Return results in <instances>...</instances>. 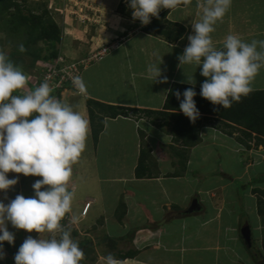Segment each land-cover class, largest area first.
Instances as JSON below:
<instances>
[{
  "label": "crops",
  "instance_id": "crops-1",
  "mask_svg": "<svg viewBox=\"0 0 264 264\" xmlns=\"http://www.w3.org/2000/svg\"><path fill=\"white\" fill-rule=\"evenodd\" d=\"M70 1L72 0H67V3ZM65 2L66 0L63 1V6ZM124 3L125 0H78L74 3L79 13L82 12L77 17L81 22L78 27H75L77 24L74 16L66 18L63 16L62 28L55 20L60 28L61 37L70 35L74 37V33L77 35L79 40L75 44L79 49H84L82 51L84 55L85 50L89 53L99 48L102 52L83 68L82 78L87 86L86 95L69 93L67 90L55 95L60 96L59 100L71 105L88 120L87 99L123 107L160 111L172 83L200 88L206 79L200 75V66L195 64L179 66L177 59L188 45L187 37L192 34L191 23L200 18L199 0H192L191 4H182L176 9H166L167 21L185 28V33L174 43H168L158 36L142 31L146 25H141L139 20L121 15L120 6L122 4L125 6ZM164 10L161 9L159 14ZM103 15L108 17L110 15V18L104 20ZM89 17L93 18L92 22ZM95 17H102V26L99 29L95 25ZM84 20L89 21L87 25ZM214 27L215 31L211 33V37L217 48H222L228 34L238 35L249 43L253 39L264 40V0H232L229 11ZM120 36L123 38L117 40ZM71 44H74L73 40L67 48L61 44L58 50L60 54L75 60L77 59L75 54L79 51L70 50ZM106 48L110 49L103 52ZM160 57L162 63L159 67L162 70V77L168 78L166 83L154 82L147 72L150 64H159ZM105 63L108 64L106 67L111 69L103 66ZM192 77L194 85L189 84ZM252 88L264 90V68H261L255 77ZM126 91L129 92L128 95ZM148 122L145 118L138 120L132 116L105 118L96 145L93 144L89 131L86 149L79 161L73 165L69 190L74 188L75 195L72 211L68 213L69 220L62 224L66 223L71 229L75 241L89 242L88 245H93L91 250L94 249L97 254L93 252L88 258L90 264H104L102 257L109 253L122 260L123 264H257L240 239L239 228L247 222L252 229L253 248L263 251L264 215L258 213L259 194L255 190L264 189V173L256 169L259 165H254L253 171L249 172L247 169L249 164L243 167L242 156L248 155L249 159L254 160V164L260 161L264 163V157L263 160L256 158L259 155L264 156V144L256 146L252 144L250 149H244L237 142L235 132L230 136L222 130L205 126L206 128L203 127L199 132V142L191 148L187 165L193 160L201 162L207 160L206 156L212 151L209 144L217 148H228L230 153L225 152L224 156L230 154V163H233L231 159H234L235 164L238 162L239 166L233 177L231 172L225 175L221 170L224 168L216 172L213 167L208 166L201 170L203 179L193 175L195 174L193 170L189 172L188 167L181 176L172 177L170 173L174 169L170 171L169 165L160 160V157L157 158L152 150L153 158L162 162L156 167L157 174L154 173L152 178L136 179L134 169L140 149L137 130L144 132L145 140L150 147L151 138L154 139L150 136L149 129L155 127L150 126ZM164 135L172 138L168 134ZM240 147L244 150L243 153L240 152ZM217 174H223L225 177L222 180ZM6 175L9 179L18 177V182L6 193L0 191V201L5 205L17 195H23L25 198L34 197L32 185L42 179L38 176L26 177L12 172ZM189 175L197 180L195 182L200 184V187L189 186L187 181ZM244 177L248 181L253 179L255 184L248 186L250 189L245 186L246 182L242 179ZM211 179L216 180V185L210 189L203 188ZM237 181H240L244 188L240 206L246 216L245 220L235 210L233 199L229 198V185H234ZM194 199L199 202L200 210L189 214L187 209ZM204 202L209 204L208 217L200 219L201 213L206 211L202 205ZM86 203H90V206L86 214L82 215L81 211ZM74 214L79 217L78 224L70 222ZM97 214L103 217L102 224L98 220L93 222L94 215ZM89 217H92L91 220ZM101 226L109 231L104 232V237L107 240L112 239L113 243L110 244H114V247H110L108 242L109 247L103 245L101 250L95 247L102 244L103 235L100 237L95 232ZM6 227L15 238L19 237L22 240L19 241L21 244L29 235L34 239L39 238L36 232L28 233L15 229L10 222ZM72 230L76 235L73 236ZM253 231L257 232L256 241H253ZM255 242L257 244H254ZM7 243L3 242V248L9 252L10 246Z\"/></svg>",
  "mask_w": 264,
  "mask_h": 264
},
{
  "label": "clouds",
  "instance_id": "clouds-1",
  "mask_svg": "<svg viewBox=\"0 0 264 264\" xmlns=\"http://www.w3.org/2000/svg\"><path fill=\"white\" fill-rule=\"evenodd\" d=\"M191 2L128 0V7L133 20L147 25L161 9L172 10ZM231 4L232 0H199L200 18L191 23L188 45L177 57L179 66H200V75L206 78L200 86V96L222 108H230L253 92L252 83L264 68V40L249 43L228 34L222 48L214 46L211 33ZM18 50L26 51L23 44ZM161 63L160 57L159 64H150L147 72L154 82L166 83ZM72 83L77 94H87L82 77H73ZM28 84V75L0 51V191L6 193L18 182V177L7 178L9 172L42 177L32 185L34 197L17 195L7 205L0 201V259L5 256L3 242H14V234L6 227L10 222L15 229L39 234L37 239L26 237L14 256L15 264H80L85 253L73 239L71 229L61 222L72 211L75 190H69V182L73 165L86 149L90 122L53 96V88L46 80L34 89ZM189 84H195L193 77ZM24 89L27 91L23 94L14 95ZM175 95L180 100L181 93L177 91ZM182 95L179 110L195 122L200 115L194 101L196 92L189 87ZM70 222L78 224L79 217L72 215ZM102 259L104 264H123L112 253Z\"/></svg>",
  "mask_w": 264,
  "mask_h": 264
},
{
  "label": "trees",
  "instance_id": "trees-1",
  "mask_svg": "<svg viewBox=\"0 0 264 264\" xmlns=\"http://www.w3.org/2000/svg\"><path fill=\"white\" fill-rule=\"evenodd\" d=\"M28 1L0 0V15L6 16V20L3 22L5 29L8 28L10 33L14 32L19 36L20 34L25 35L19 45L23 44L26 51L20 52L18 46L13 50L12 55H25L32 58L31 68L34 69L35 74L29 80L33 81L32 88L34 89L38 63L49 62L59 53L57 46L61 41V31L47 5L39 0L31 3ZM120 9L124 10L123 4ZM166 14L167 10L165 9L158 17H152L151 22L142 28V31L158 36L168 43H174L185 33V28L177 23L167 21ZM39 42L44 44L45 50L38 48ZM189 87L193 86L172 83L160 111L123 107L87 99V113L93 144L97 143L98 135L104 127L105 118L114 119L120 116H132L138 120L145 118L152 127L161 130L168 128V134L172 137L171 142L174 144L168 147L176 149L171 155L172 159H176V161H172L173 164H170L174 168V171L170 173L172 177L181 176L187 169L191 148L199 142V132L205 126L222 130L230 136L234 132H238L237 142L244 149H250L252 144L255 146L264 144V90H254L247 97H242L240 102H234L230 108H222V106L213 105L201 97L200 88L193 87L196 92L194 101L200 115L195 122H190L179 110L180 101L183 100L182 93ZM177 91L181 93L180 100L176 98ZM137 132L140 138V149L134 176L136 179L152 178L154 173L158 172L156 170L157 163L152 156V148L145 140L144 132L140 129ZM176 145H180L179 148ZM255 192L259 194L258 213L264 215V189H256ZM63 225L68 228L66 223ZM73 233V236L76 235L75 231ZM78 244L80 248H83L86 258L91 249H88L86 242ZM109 246L114 247V244H109ZM248 250L257 264H264V242L263 251L255 250L253 245ZM0 264H11V262L4 258L0 259Z\"/></svg>",
  "mask_w": 264,
  "mask_h": 264
},
{
  "label": "rangeland",
  "instance_id": "rangeland-1",
  "mask_svg": "<svg viewBox=\"0 0 264 264\" xmlns=\"http://www.w3.org/2000/svg\"><path fill=\"white\" fill-rule=\"evenodd\" d=\"M35 1H38V0H29L28 2H35ZM39 1H42L45 5H47V8L49 9V11L51 12V14H52V16H53V18H54V20H56V22L60 25V27L62 26V24H63V20H62V17L64 16V18H66V17H72V16H74L73 18L75 19V22H76V24L77 25H75V27H78L80 24H81V22L77 19V17H78V14H82V12L81 13H79V11H78V8H77V6H75L74 5V3H77V1L78 0H72V1H70V3H67V0H66V4H65V6H63V1L64 0H39ZM74 2V3H73ZM29 3V4H30ZM79 3V2H78ZM125 6H124V10L122 11L121 9V11H120V14L121 15H123V16H126L127 18H130V19H132V9L131 8H129L128 7V0H125ZM66 9V10H65ZM101 15V14H100ZM102 16V15H101ZM6 16L4 15V14H1L0 15V51H3L10 59H11V61L15 64V65H17V66H19L23 71H24V73L26 74V75H28V77L29 78H31L32 77V75H34L35 73H34V69L33 68H31V62H32V58H30V57H27V56H25V55H12L13 53V50L15 49V48H17L18 46H19V43L23 40V37H25V35L24 34H20V36L19 35H17V34H14V32H12V33H10V30L7 28V29H5L4 28V24H3V22H4V20H6V18H5ZM90 18V17H89ZM103 18H104V20H106V19H108V18H110V15H109V17L107 16V15H103ZM90 20H91V22H92V20H93V18H90ZM94 20L96 21V27H97V29H99L101 26H102V17L101 18H98V17H95L94 18ZM133 20V19H132ZM84 22L86 23V25L88 24V22H86L85 20H84ZM98 22H100V23H98ZM104 24H107V23H104ZM62 28V27H61ZM4 29V30H3ZM76 29V28H75ZM95 30V29H94ZM94 30H93V32H94ZM66 32H68V31H66ZM65 32V33H66ZM64 33V34H65ZM91 33V32H90ZM74 37H72L71 35L70 36H63V37H61V41L63 42H61L60 41V43H59V45L57 46V48L58 49H60V45L61 44H63L65 47L64 48H67L68 47V45L70 44V41H74V44H71V47L69 48L70 50H76V49H78V51L79 52H81V53H79V52H77L76 54H75V58H77V59H75L76 61H79V60H81V61H83V65H84V67H86L87 65H89L90 63H92V61L93 60H95L99 55H101L102 54V52H100V50L101 49H99V48H97L96 50H93V51H89V53H87V51L85 50L84 52H85V55H84V53L82 52L84 49H79V46H77V44H75V42H77L79 39L76 37L77 35L74 33V35H73ZM123 38V36H120L119 38H117V40L118 39H122ZM92 44V43H91ZM38 48H40V49H44L45 50V46H44V44L43 43H41V42H39L38 43ZM78 56L79 57H81V58H78ZM85 56V57H84ZM74 57V56H73ZM103 66H108V64L107 63H105ZM103 68V67H102ZM107 69H111V68H109V67H106ZM32 71V72H31ZM120 79V78H119ZM198 80V79H197ZM32 82L33 81H30L29 80V84H28V87H30V89H33L32 88ZM69 93H77L76 91H74L73 89H69V88H67L66 89ZM65 90V91H66ZM25 91V89L24 90H20V91H18L17 93H14V95H16V94H23V92ZM65 91H63V92H65ZM127 93H126V95H128V91H126ZM56 97V96H55ZM57 98L59 99L60 98V96H57ZM149 123V122H148ZM152 128V127H151ZM150 131V136H152L154 139H152L151 138V147H152V150L154 151V153H155V156L157 157V158H159L160 160H162V161H165L168 165H169V169H170V171H171V169L173 170L174 168L172 167V165H170L171 163H172V161H176V159L174 160V159H172L171 158V155L176 151V149L175 150H173V147H172V149H171V147L169 148L168 146H170L169 144L170 143H172L171 142V140H170V138L169 137H167V136H165L164 134H168V128H166V129H159V128H152V129H149ZM145 132H147V131H145ZM157 134V135H156ZM238 132H235V135L236 136H238ZM169 135V134H168ZM174 145V144H173ZM210 145V148L212 149V151L210 152V154L208 155V156H206V159L207 160H205V161H203V162H201V161H196V160H193V162L191 163H189L188 165H187V167L189 168V172L191 171V170H193L194 171V173L195 174H193V175H197V177H199V179H203L202 178V174H200L201 173V170L203 169V167L204 168H206L207 166L210 168V167H213V169H215V171L216 172H218V171H220V169L221 168H224V169H221L222 170V172L225 174V175H227V174H229V172H231V176L233 177L234 176V174H236V172L238 171L237 170V168H239V166H238V162L235 164V161H234V159H231L232 161H233V163L235 164H233L232 162L230 163V154L229 155H227L226 157L224 156V154H225V152H227V153H230L229 152V150H228V148H217V147H215L214 145H212V144H209ZM180 145H176V147H179ZM239 150H240V152H244V150L240 147L239 148ZM220 156H219V155ZM262 155H259V156H257L256 158H257V160H258V158H259V160H263V157L264 156H262ZM199 157V156H198ZM243 158H242V161H243V167L246 165V164H249V167H247V169H249V172H251V171H253V167H254V165H259L258 167H256V169H258L259 171H261L262 173H264V163H261V161L260 162H258V163H256V164H254V160H252L251 158L249 159L248 158V155H245V156H242ZM155 159V161H156V163H157V165L158 166H160V164L162 163L159 159H156V158H154ZM256 160V161H257ZM174 163V162H173ZM172 163V164H173ZM217 163H220L219 165H217ZM251 164V165H250ZM177 165H178V163H177ZM177 165H173L174 167L175 166H177ZM153 167V169H154V166H152ZM246 167V166H245ZM235 168H236V170H235ZM257 170V171H258ZM234 172V173H233ZM248 172V171H247ZM222 180H223V178L225 177L223 174H217ZM216 175V177H217V179H218V176ZM244 181L243 182H246L245 183V186L246 187H248V186H250V185H253V184H255L254 182H253V179H250L249 181H248V179H246V177H244V178H242ZM264 179V178H263ZM187 181H188V183H189V186L191 187V188H193L194 187V185H195V187H200V184H197L195 181H197V180H194V177L192 176V175H189L188 177H187ZM209 182H206L205 183V187H203V188H205V189H210L211 187H214L216 184V180H214V179H211V180H208ZM198 183H199V181H198ZM235 183V182H234ZM243 185H242V183L240 182V181H237L234 185H229V188H228V191H229V198H230V200L231 199H233V202H232V204H233V206H234V208H235V210L236 211H238V213H239V215L242 217V218H244V220H245V218H246V216L244 215V211H243V209L241 208V206H240V204H241V195H242V192H243ZM248 189H250L249 187H248ZM200 196V195H199ZM201 198H202V196H200ZM189 202V201H188ZM191 203V202H190ZM236 203V204H235ZM202 205H203V208H204V210H206V211H203L202 213H201V215H200V219H204V218H207L208 217V212H207V210H208V208H209V204H207L206 202H204V203H202ZM229 208V207H228ZM230 208H231V206H230ZM229 208V209H230ZM206 212V213H205ZM77 213V212H76ZM99 216H101V214H97V215H94V220H93V222H95L96 220H98L101 224H102V219H103V217L101 216V217H99ZM90 218V220H91V218L92 217H89ZM244 224V223H243ZM94 229V228H93ZM95 231V230H94ZM96 233H98V235L101 237L102 235H103V237H102V239H101V242H102V244H100V245H95V247L98 249V250H101L102 248L101 247H103V245L105 246L106 245V247H109L108 246V244H107V242L110 244V243H113V240L112 239H106V237H104V232H106V233H109V231L106 229L105 230V228H103V226H101V228L100 227H98L97 228V230L95 231ZM256 237H257V232L256 231H253V241H256ZM22 242V240H20V238L18 237V238H15V236H14V244L16 245V246H14L13 244H8L9 246H10V251L8 252V251H6V250H4V248H3V251H4V253H5V256H4V258L5 259H7V260H9L10 262H11V264H15V262H14V256H15V254L17 253V251H18V249H19V247L21 246V243L20 242ZM94 241H95V239H94ZM93 241V242H94ZM97 241V240H96ZM115 241V243L117 242V240H114ZM18 243V244H17ZM20 243V244H19ZM88 243L89 242H87V247H88V249L90 250V249H92V247H93V245H88ZM96 244H97V242H96ZM254 244H257L256 242L254 243ZM99 248H98V247ZM101 248V249H100ZM94 252V254L96 255L97 253L94 251V249L93 250H91L90 252H88V256H87V258H84L81 262H80V264H90V261L88 260V258L90 257V256H92V253Z\"/></svg>",
  "mask_w": 264,
  "mask_h": 264
},
{
  "label": "built area",
  "instance_id": "built-area-1",
  "mask_svg": "<svg viewBox=\"0 0 264 264\" xmlns=\"http://www.w3.org/2000/svg\"><path fill=\"white\" fill-rule=\"evenodd\" d=\"M83 68V61L69 59L65 55L58 53V55L51 61H42L38 63L37 74L34 79V88L46 80L50 87L53 88V92L51 93L53 96L62 93L67 88L76 91L72 83V78L75 76L82 77ZM89 206L90 203L85 204L83 210L81 211L82 215L86 214ZM68 220L69 214H66L61 223Z\"/></svg>",
  "mask_w": 264,
  "mask_h": 264
},
{
  "label": "water",
  "instance_id": "water-1",
  "mask_svg": "<svg viewBox=\"0 0 264 264\" xmlns=\"http://www.w3.org/2000/svg\"><path fill=\"white\" fill-rule=\"evenodd\" d=\"M199 210H200L199 202L196 199H194L191 201L187 209V213L190 214V213H193ZM239 235H240V239L242 240L246 248H251L252 247V229L250 228L247 222H245L243 225L240 226Z\"/></svg>",
  "mask_w": 264,
  "mask_h": 264
}]
</instances>
